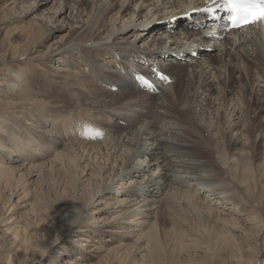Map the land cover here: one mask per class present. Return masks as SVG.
<instances>
[{
  "label": "bare ground",
  "instance_id": "bare-ground-1",
  "mask_svg": "<svg viewBox=\"0 0 264 264\" xmlns=\"http://www.w3.org/2000/svg\"><path fill=\"white\" fill-rule=\"evenodd\" d=\"M8 1L13 2L15 11L17 4L26 0ZM46 1L52 0H36L37 4L28 7L24 15L35 13ZM55 1L51 23L68 9L70 13L64 17V25L52 26L50 37L74 28L68 38L57 42V50L50 47L53 54L49 59L58 58L64 63L59 71L68 74L69 88L75 90L84 107L81 109L105 129L83 130L78 139L74 138L76 141L69 140L60 150L56 146L61 144L63 134L57 132L53 136L45 129L48 123L39 119L42 103H38L36 126L24 124L27 135L15 131L5 134L0 129L9 140V146L0 142V161L4 166L0 170L13 175L21 173V166L35 173L36 169L43 172L60 165L55 170L60 171L75 164L76 171L95 172L93 161L103 158L99 173L111 171L105 176V186L94 194L92 204L105 200L106 207L91 215L94 220L84 221V215L81 220L75 218L72 225L79 232L92 225L99 230L108 225L110 230L122 229L123 239L137 236L143 241L144 226L157 230V213L171 209L175 201L193 207L200 217L205 214L233 224H238L240 217L243 224L255 226L256 218L245 207L241 189L231 180L236 171L232 167L223 174L221 169L225 166L215 167V162L207 160L203 153L207 149L205 139L211 138L217 149L227 137L236 146L231 156L233 166L244 160L237 147L248 146L246 137L259 113L256 109L244 113L240 98L232 99L230 95L237 92L241 97L245 91L240 89L243 83H249L248 73L252 72L253 87L257 88L251 89V94L257 105H264V21L226 33L214 15H209L206 0ZM22 20L19 15L12 18L15 22ZM46 21L49 20L43 17L39 25ZM40 31L37 35H41ZM146 32L152 33L142 47L131 44L141 40ZM210 49L215 50L211 53ZM175 67L176 71L171 72ZM222 67L228 70L229 79L238 74L226 91L213 85L220 78L217 73L220 75ZM78 69L79 72L71 71ZM85 70H89L88 74ZM11 86L14 87L9 84L10 90ZM178 87L183 88L180 96L175 94ZM189 100H193L192 110L186 104ZM22 105L30 108L32 104L27 101ZM114 117L125 120V124L119 125ZM261 120L257 139L264 140V115ZM104 131L114 133V137H101ZM69 132L70 128L64 135ZM49 153H54V157L48 159ZM15 160L22 164L9 166ZM220 204H224L222 211L217 209ZM111 210L120 215L109 222L97 220ZM260 229L261 233L263 225ZM116 231L119 233L113 230ZM140 232L143 236H139Z\"/></svg>",
  "mask_w": 264,
  "mask_h": 264
},
{
  "label": "rangeland",
  "instance_id": "rangeland-1",
  "mask_svg": "<svg viewBox=\"0 0 264 264\" xmlns=\"http://www.w3.org/2000/svg\"><path fill=\"white\" fill-rule=\"evenodd\" d=\"M40 1L44 0H37ZM37 2L26 0L18 3L14 11L12 1L0 0V129L5 134L15 131L23 132V136L27 135L24 133V124L27 122L36 126L37 104L42 103L43 116L39 119L48 123L45 129L51 131L53 136L57 132L63 134L59 140L61 144L56 146L62 150V144L69 140L76 141L83 130L102 131L105 126L84 113L75 90L69 88L68 74L59 71L64 63L58 62V58L55 61L49 59L53 54L50 53V47L57 50V42L64 40L66 36L68 38L74 28H67L61 34L50 37L52 26L63 24L64 17L70 13L69 9L65 15H58L51 23V13H55L56 8V1L52 0L46 1L35 13L25 16L24 11ZM16 15L22 16L23 20L12 21ZM43 17L49 21L40 26ZM56 19L58 21L54 23ZM37 30H41V35H37ZM30 31L34 33L31 34ZM151 33L146 32L141 40L131 44L142 47ZM215 49H210L209 52L213 53ZM77 59L80 60L78 57ZM221 70L220 75L217 74L222 80H214L213 85L216 84L223 90L225 88L226 91L231 89L238 74L235 73L229 79L228 70L223 67ZM71 71L79 72V69ZM170 71H176V67ZM88 72L89 70H85V73ZM248 74L249 83H243L244 87L240 89L241 92L245 91V95L243 93L240 97L237 92L230 95L232 99L240 98L245 108L244 113L255 109L259 113V119L254 118L252 130L247 134L248 146L237 147L243 153V162L233 166L231 156L235 153L236 146L227 137L224 138L225 141L221 140L217 149L212 145L211 138L205 139L207 149L203 154L207 160L215 162V167L225 166V169H221L223 174L230 172L232 167L236 171V174L230 176L231 180L241 189L245 207L256 218L255 226L243 224L244 221L238 216H234L239 218L238 224L205 214L200 217L193 207H184L175 201L171 204V209H160L157 213V230H151L150 225L144 226V242L137 240V236L123 239L122 229H111L112 232L109 233L108 225L103 229L101 227V230L92 225L85 232H79L72 225L74 220H81L83 215L86 218L84 221L94 220L91 215H97L95 211L106 207L105 200L92 204L94 194L105 186L111 171L107 169L104 174L103 171L99 173V168L103 167V158L101 161H93L95 172L89 169L84 173L76 171L75 164L65 166L60 171H55L60 165L43 172L36 169L35 173H32L33 170L29 171L28 167L21 166V173L8 174L9 176L0 170V264H264V140L263 137L257 139L258 131L262 130L257 129L264 115V105L254 102L251 89L255 90L257 87H253V73ZM9 84L14 86H11V90L8 88ZM182 93L183 88L178 87L175 94L180 96ZM27 101L32 104L30 108L22 105ZM192 101L186 102L191 110ZM114 120L120 122L119 125L125 124V120L119 121L115 117ZM69 128L72 132L64 135ZM4 133L0 132V142L9 146ZM103 133V138L114 137V133ZM53 157L54 153H49L48 159ZM21 160H15L9 166L21 165ZM84 165L85 163L82 164L83 167ZM118 165L119 162L116 170ZM0 166H3L1 161ZM167 190L168 188L165 189ZM222 206L224 204H220L217 209L222 211ZM224 212L231 213L229 210ZM119 213L106 211L97 220L109 222ZM227 217L229 216L226 215ZM153 221L154 218L149 223ZM113 230H118L119 233ZM141 235L143 236V232L139 233Z\"/></svg>",
  "mask_w": 264,
  "mask_h": 264
},
{
  "label": "snow or ice",
  "instance_id": "snow-or-ice-1",
  "mask_svg": "<svg viewBox=\"0 0 264 264\" xmlns=\"http://www.w3.org/2000/svg\"><path fill=\"white\" fill-rule=\"evenodd\" d=\"M219 7L227 10L234 28L264 21V0H222Z\"/></svg>",
  "mask_w": 264,
  "mask_h": 264
}]
</instances>
